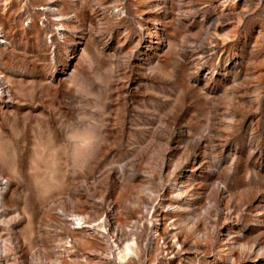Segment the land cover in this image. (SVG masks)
I'll return each instance as SVG.
<instances>
[{
	"label": "rangeland",
	"instance_id": "obj_1",
	"mask_svg": "<svg viewBox=\"0 0 264 264\" xmlns=\"http://www.w3.org/2000/svg\"><path fill=\"white\" fill-rule=\"evenodd\" d=\"M0 264H264V0H0Z\"/></svg>",
	"mask_w": 264,
	"mask_h": 264
},
{
	"label": "bare ground",
	"instance_id": "obj_2",
	"mask_svg": "<svg viewBox=\"0 0 264 264\" xmlns=\"http://www.w3.org/2000/svg\"><path fill=\"white\" fill-rule=\"evenodd\" d=\"M183 189V188H182ZM182 189H178L177 191H176V195H175V199H181L183 196H184V193H183V191H182ZM184 190V189H183ZM75 222H76V228H74L75 230H78V229H80V227H82V225L83 224H85L86 222L84 221V219L83 218H81V217H78V218H76L75 219ZM104 229V227L102 226L101 227V229ZM165 232H166V230H165ZM164 231L162 232V235L165 237V235H167L166 233H165ZM175 235V234H174ZM173 235V238H174V240H177V237L178 236H174ZM163 237V238H164ZM177 242H178V240H177ZM177 242H175V241H172V242H168L167 243V254L168 255H176V254H178L179 252H177L178 250L176 249V246H178L177 244ZM180 245V244H179ZM118 253H117V256H118V260L121 262V261H123V262H126V258H128L129 256H131L132 254H134L135 253V251H136V249H135V244H134V242H132V243H127L124 247H120V248H118Z\"/></svg>",
	"mask_w": 264,
	"mask_h": 264
}]
</instances>
